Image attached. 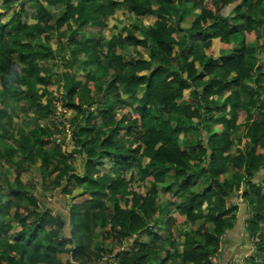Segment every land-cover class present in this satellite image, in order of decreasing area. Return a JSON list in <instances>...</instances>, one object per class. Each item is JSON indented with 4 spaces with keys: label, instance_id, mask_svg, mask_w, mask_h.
Instances as JSON below:
<instances>
[{
    "label": "trees",
    "instance_id": "1",
    "mask_svg": "<svg viewBox=\"0 0 264 264\" xmlns=\"http://www.w3.org/2000/svg\"><path fill=\"white\" fill-rule=\"evenodd\" d=\"M0 1V264H219L241 203L250 253L232 261L264 264V0ZM118 8L132 23L103 37Z\"/></svg>",
    "mask_w": 264,
    "mask_h": 264
},
{
    "label": "rangeland",
    "instance_id": "2",
    "mask_svg": "<svg viewBox=\"0 0 264 264\" xmlns=\"http://www.w3.org/2000/svg\"><path fill=\"white\" fill-rule=\"evenodd\" d=\"M232 8H233V5H229L227 7H224L223 9H221V13L222 14H227V13H229L231 11ZM53 9L55 11L57 10L55 7H53ZM0 13H2V20H6L7 21L8 16H10V13L9 12H5V8L3 7L1 1H0ZM143 21L145 23H149V21L150 22L153 21V18L148 16V17L144 18ZM131 23H132V21L128 18V13L124 9L122 10L121 8H118V10H116L113 15L107 16V26L102 31V36L107 38L111 34L118 33L122 26H129ZM184 25H186V24H184ZM253 37H254V35H248L247 38H248V40L252 41ZM50 43L52 45L55 44L54 40H50ZM231 45H232V43L229 44V46H231ZM226 48H227V46L218 44L215 41H213V44H212V46H211V48L209 50V54L214 56V58H217L218 55L221 53L220 50L226 49ZM76 78L77 79H83V76L78 74L76 76ZM47 89H48V91H50L52 93V95L54 97L62 94V89L61 88L59 89L57 87V84H56L55 80H53V82L49 83V85L47 86ZM184 93H185V95H187V91H185ZM125 110H128V108H125ZM69 111H70V113H72L71 109H69ZM17 116H18V118H16L17 119L16 121L18 123H20L21 122V118H19L20 111H18ZM242 119H243V114H240L239 121H242ZM97 121H99V119H97ZM53 124L57 128V125L55 124L54 121H53ZM69 126H70V123H69ZM56 143L59 144V141L57 140ZM59 146H60V144H59ZM74 166L76 168L80 169L81 162L80 161L74 162ZM107 169H108L107 167L103 168V170H107ZM16 174H17L16 171L12 167L9 168L8 173L5 170L2 171V175H4L3 185L5 187H9V188L12 187L13 188L14 186L12 185L11 182L13 181L14 177L16 176ZM129 174H130V172L126 173L125 174V178H127ZM19 181L21 182V184L26 185L28 188H30V186H28V185L36 184L39 181V179H38V176L36 175L35 171H32V170L28 169V170H25V171H23V172H21L19 174ZM40 188H41V186L38 185V188L35 191L36 194L38 195V197L39 196L42 197L46 201V203L49 204V206L52 207L54 210H58L61 213L65 214L66 213L65 211L67 210V208L65 207V203H66V199H64L65 197L64 196L62 197L59 193H57V191H49L48 193H45L47 196L44 197V196H42L43 192H42V190H40ZM131 189H134V190L142 192V193L145 190L140 184H137V182L131 184ZM243 189H244V186H242L240 188L239 192H241ZM72 190H73L74 193H78V191H79V189H78L75 192V187L72 188ZM167 196L170 197V195H167ZM126 197H128V196H126ZM235 197L237 198V194H235ZM166 199H167L166 196L159 194L158 195V203H159V205H162L165 202ZM79 201H81V200H79ZM237 201H241V199L238 198ZM239 206L240 207H245V204L241 203V204H239ZM241 213L243 215V211ZM174 215L177 218L178 222H181L182 217L179 216V214H176V213H174ZM229 263L230 264L231 263L240 264V262L236 263V262H232V260H230Z\"/></svg>",
    "mask_w": 264,
    "mask_h": 264
},
{
    "label": "crops",
    "instance_id": "3",
    "mask_svg": "<svg viewBox=\"0 0 264 264\" xmlns=\"http://www.w3.org/2000/svg\"><path fill=\"white\" fill-rule=\"evenodd\" d=\"M213 41L222 45V43L219 41L218 38H213L211 40L212 44H213ZM248 41H250V40H248ZM221 51L222 50H220V52ZM219 55H218V57H219ZM190 90L191 89L185 90V91H187V95H188ZM187 95H185V93H184V97H186ZM240 114H243V118H244L245 113L243 111H241V112H239V116H240ZM242 121H243V119H242ZM242 121H239V117H238L237 122L240 123ZM219 128L220 127L215 128L216 132H219ZM83 198L85 199L86 196H80V197L76 198L74 200V202L79 203V202L84 200ZM79 200H81V201H79ZM237 206H238V210L235 211V215H236L235 225L231 230L226 232L223 240L221 241V245H222L221 251H220V257L221 258H220L219 264H226V263L229 264L230 260H232L233 257H244L250 251V246H248V236H247V233L245 231V221H244V217L246 216V214H245L246 213V206L240 207L239 204H237ZM242 211H243V215L241 213ZM174 213L178 214L177 212H171V214L173 216H175ZM140 239L146 240V236L144 235V236L140 237ZM128 240H130V239H128ZM182 240H183V238L179 239V243L182 242ZM129 248H130V244L128 242L127 243L124 242L122 248L120 247V249H123L125 251H127ZM112 263L113 262L111 260L110 261L103 260L102 262H100L98 264H112ZM169 263H170L169 260L164 262V264H169Z\"/></svg>",
    "mask_w": 264,
    "mask_h": 264
},
{
    "label": "built area",
    "instance_id": "4",
    "mask_svg": "<svg viewBox=\"0 0 264 264\" xmlns=\"http://www.w3.org/2000/svg\"><path fill=\"white\" fill-rule=\"evenodd\" d=\"M54 105H55V112L53 115V121L57 125V128L59 129L62 128V131L64 132V141L61 143V147L64 150L69 145V141L71 138V130H70L69 123L67 121V118L69 117L71 113L68 107L65 105V103L61 99V95L55 96ZM255 240L256 239L254 237L251 238L252 248L254 246ZM210 261H211V264H218L217 255L211 256ZM232 262H236V263L240 262V264L243 263L242 259H239L238 261H232Z\"/></svg>",
    "mask_w": 264,
    "mask_h": 264
}]
</instances>
